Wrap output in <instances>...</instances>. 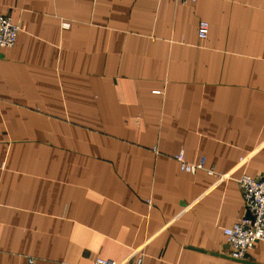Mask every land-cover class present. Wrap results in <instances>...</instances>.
<instances>
[{
	"label": "crops",
	"instance_id": "1",
	"mask_svg": "<svg viewBox=\"0 0 264 264\" xmlns=\"http://www.w3.org/2000/svg\"><path fill=\"white\" fill-rule=\"evenodd\" d=\"M0 14L19 26L0 48V264H264L223 232L250 218L236 180L264 176V0Z\"/></svg>",
	"mask_w": 264,
	"mask_h": 264
},
{
	"label": "built area",
	"instance_id": "2",
	"mask_svg": "<svg viewBox=\"0 0 264 264\" xmlns=\"http://www.w3.org/2000/svg\"><path fill=\"white\" fill-rule=\"evenodd\" d=\"M178 3H195L197 0H174ZM209 25L200 21L197 26V37L205 40ZM19 32V26L8 16L0 14V48L11 49L14 47ZM174 160L178 163L182 172L195 174L197 171H205L208 175H214L211 169L205 167V158L197 162L185 160L184 152L180 150ZM237 184L242 193V199L246 212L250 218L242 219L234 223L230 228L224 229L227 243L233 259L242 260L248 250L257 243H264V176L253 178L246 174L241 175ZM92 264H107L103 259H95ZM133 264H141L139 257Z\"/></svg>",
	"mask_w": 264,
	"mask_h": 264
},
{
	"label": "water",
	"instance_id": "3",
	"mask_svg": "<svg viewBox=\"0 0 264 264\" xmlns=\"http://www.w3.org/2000/svg\"><path fill=\"white\" fill-rule=\"evenodd\" d=\"M235 260H237V259H235ZM239 261H241V260H239Z\"/></svg>",
	"mask_w": 264,
	"mask_h": 264
}]
</instances>
